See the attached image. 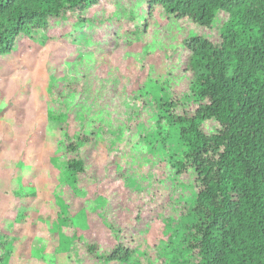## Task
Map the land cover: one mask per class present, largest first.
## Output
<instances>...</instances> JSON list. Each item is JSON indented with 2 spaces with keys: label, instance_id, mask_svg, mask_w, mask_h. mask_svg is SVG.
Here are the masks:
<instances>
[{
  "label": "trees",
  "instance_id": "trees-1",
  "mask_svg": "<svg viewBox=\"0 0 264 264\" xmlns=\"http://www.w3.org/2000/svg\"><path fill=\"white\" fill-rule=\"evenodd\" d=\"M179 35L167 75L144 81L152 55ZM25 40L73 45L75 60L51 69L48 91L50 113L76 127L56 145L63 188L102 199L96 217L114 218L123 184L134 185L118 161L134 131L153 171L137 195L161 205L134 216L138 241L109 226L87 242L68 201L55 227L72 264H264V0H0V54ZM139 43L144 83L134 93L150 98L112 110L124 89L118 51ZM14 241L0 238V264Z\"/></svg>",
  "mask_w": 264,
  "mask_h": 264
},
{
  "label": "rangeland",
  "instance_id": "rangeland-1",
  "mask_svg": "<svg viewBox=\"0 0 264 264\" xmlns=\"http://www.w3.org/2000/svg\"><path fill=\"white\" fill-rule=\"evenodd\" d=\"M184 38L185 35L174 36L152 55V72L145 76L141 66L143 58L138 59L145 47L139 43L119 50L123 58L116 80L124 89L116 93L110 108L120 112L125 103V107L137 109L140 100H149L150 96L134 93L136 86L167 75L170 60L165 53L180 49ZM23 46L17 54H0V238L10 235L15 240L7 248L9 257L5 264H48V261L49 264H72L55 227L56 213L63 215L68 201L75 207L67 217L75 220L79 228L86 229L82 237L87 242L99 240L101 231L109 226L119 230L122 238L138 241L134 216L145 208H161L158 200L143 203L136 192L148 187V176L153 175L152 166L148 164L146 168L141 163L143 152L135 151L139 136L134 131V134L126 135L127 140L120 143L118 157L121 167L126 166L131 172L134 185L123 184L114 218L108 215L97 218L95 211L104 201H89L76 192L72 195V187L63 188L64 173L55 160L57 141H64L66 135L73 136L76 127L62 123L50 113L54 108L48 101L51 69L55 70L59 63L75 60L73 45L61 40L44 45L25 40ZM101 58L105 66L108 62L117 63L115 56L102 55ZM149 90L153 96V89ZM168 185L167 181L161 180L158 189L165 194ZM24 189L32 193L21 197ZM149 234L150 241L157 232L152 227ZM167 237L165 234L164 238ZM139 245L142 251L144 245L142 242Z\"/></svg>",
  "mask_w": 264,
  "mask_h": 264
}]
</instances>
